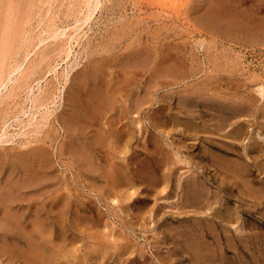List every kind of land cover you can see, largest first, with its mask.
Returning <instances> with one entry per match:
<instances>
[{
    "label": "rangeland",
    "instance_id": "obj_1",
    "mask_svg": "<svg viewBox=\"0 0 264 264\" xmlns=\"http://www.w3.org/2000/svg\"><path fill=\"white\" fill-rule=\"evenodd\" d=\"M20 1L22 2V0H20ZM26 1H28V0H24L23 3H21L20 6H18V7L21 10H23V8H24L23 12L25 13V15H27V13H28V14H31L30 16H33L34 12H36L35 11V7H36L35 4L36 3H33L32 2L33 0L32 1L30 0L31 3H30V1H28V2H26ZM73 1L74 0H70V3H73V4L76 3L77 4V0L74 1L75 3ZM137 1H139V0H115L114 4H116V3L121 4L122 3L121 5L119 4L120 6H117L118 4L115 6L117 11H115L112 14H109L108 16L104 15V17H102L101 19H98V22L96 24H92V25L89 24V25H85L83 27L81 34L84 35V37L81 38V43H78L75 45L76 50H74L75 52L72 54L73 57H72V55H70L68 58H66L65 53H60V54L55 55V53L57 51L51 52L49 55L50 60H51L50 63L46 64L43 61L41 63V65L38 66L39 70H36V68L34 69V71H36V72H34V74L29 78V82H30V84L32 83V86H33V92H34L33 95L34 96L44 95V94L49 92L50 88H53V91L47 100H29V101L23 100L26 96L27 90H23L21 88V89H19V90H21L20 92H18L19 90L15 91L17 83H22L24 81V79H22V75L24 74L27 67L32 63L31 61L40 54V48H44V47H40L38 45L37 47L34 48L33 52L28 53L29 51H31L33 49V47H32V45H30L32 47V48H30V46H28V43H26V41L24 42V40L27 37H30L28 34H30V35L32 34L31 36H36L38 34L36 37H38V36L40 37V34H41L40 31H41L42 25H44V22H46L47 20L52 18L53 15L55 16L53 11H51V10L47 11V8L49 6L47 1L43 2V7H44L43 12L41 13V11H40V15L37 14V15H35V17L33 16L34 20H32L33 17L31 18L28 15L27 18L28 19L30 18V20H32V22L24 23V26L27 28V30L28 29L30 30V28H31V30H33L34 32L33 33L29 32V33L25 34L26 38L24 37L22 39V42H21V44H23V46L21 45L22 46L21 51L23 53L22 52L19 53L20 51L18 50L19 54L16 58V62L18 61V59L20 61V59L25 58V56L27 54H28V56H27L26 60H24L23 63L19 62V64L22 63V66L18 70V72H16V76L18 79H16L14 82H10L6 88H2V90H1L2 95L0 97L1 98L0 99V115L6 116L7 120H9V122H10V125L7 128L8 134L6 136H8V137H5V139H7L9 141H4L6 144L4 142H2L0 144V146L2 145L3 149L5 151H8V152H10V150H11V152H13V151L16 152L18 149H20V150L22 149L23 152H26V151L30 152V151H32V149L35 150L36 146H39V147H40V145L46 146L47 153L51 150L50 151L51 158H49V159L53 163L46 157V155L48 156V154L46 152H45L46 155H44L45 153H43V155L47 158V161H45L46 159H44L43 161H45V162L42 161L41 162L42 165L40 162L35 161L34 159L32 160L33 162L32 161L31 162L34 163V165H36V162H37V165H38V166L36 165L37 167L34 166L30 162L34 166V167H32V165L29 164L32 168L36 167L35 168L36 172H37V170H39L36 174L41 175V176H42V173L44 172V170H42V169H45V171H46V169L48 167L50 168V170L47 169L48 172L46 171L45 173H43L44 175L46 174V176L43 175L44 177H41V176L34 175V174L32 175L31 174L32 169L29 167L27 170H24L23 167L19 169V167H21L20 163H18L17 161H14L13 159H10V157H6L7 159H3L4 162L6 160H9L8 162L7 161L6 162L8 163V165L11 168H13V166L15 165V168H13L14 169L13 172L11 171L13 173V176H16L17 173L21 175V176L18 175V178L20 177L19 179L17 178V176H16V178L14 177V180L18 179L17 181H19L20 179H22L20 181V183H22L24 180V177L28 176L27 177L28 181L26 179H25L26 181L24 180L25 185H26V183L27 184L30 183L32 186L30 184H28L30 186L26 185V187L23 184L21 186V184L19 182H17L16 180L14 181L13 177H12V173L8 169L10 167L7 165L6 162H5V166L4 165H3V167H2V165L0 166V167H2V168H0V180H1L0 184L6 185V186L0 185V191H1L0 197L3 196V194L5 195L6 193H8L9 197L13 196L12 198H9L8 200L4 199L5 201L1 200V199H3L2 197L0 198V204H1L0 205V213H1L0 214V222H2L1 220L4 219V213H3L4 206L7 207V205H8L9 206L8 209L11 212L13 210V212L17 214L18 212H15V211H20L17 214V216L20 215L21 217L19 216V217H17V219L21 220V221L24 220V222H26L27 230H29V229L34 230V229H37L39 227L38 226L39 224L37 225L38 227L35 225L36 222H34L33 219L34 220L37 219L36 220L37 223L42 222L43 224L42 223L41 224L44 225L45 228L47 227V225H50V227H51L50 229H49V226L46 228L47 230L49 229L48 231L45 228H44V230H42V232L43 231L45 232L44 235H43L44 232L42 233L40 229H39L40 230L39 232H38V230H36V232H38L40 234V235L38 234V237L42 235V236H45L44 238L46 241H49L50 243H52V241L56 242V244L55 243H52V244L53 245L55 244L57 246L53 247V245L51 244L52 245L51 246L49 242L45 246L44 244H46V243H45V240H42V239H44L42 236H41L42 238L40 237L39 240L37 241V242L40 241L39 244L44 245L46 247V249L45 248L44 249L46 250L47 254H50V252H53V254L51 253L52 256H50V257H52V259L49 258L50 264H196V263L197 264H205V262H206V264H209V263L212 264L211 263L212 261L208 262V260H206L205 258L201 259L203 253H201V252L199 253L197 251L198 249L196 247H195L196 249L195 248L192 249L188 246V243L185 240L187 239L186 236H187L188 232H190V231L199 232V235H200L199 237L201 239H203L206 242L208 240H209L208 242H211V243H209L210 247L211 248L214 247L213 248L214 252L215 253L217 252L216 254L214 253L216 255L217 263L220 261L222 262L223 259L221 260V258L224 257L225 260L227 259L229 261V264H264V200H262L264 198V196L262 198L260 196V191L257 190V189H259L258 187H260L261 184H258V182H255L254 183L255 185L253 184L255 186L254 187V186H252V184L251 185L247 184V183H250L248 181V179H246V181H241V182L235 183L236 180H234L235 181L234 182L232 178L227 177L228 179L226 178V180H227V182H229L228 184L234 189L233 191H236L237 189H238L237 191H240V193L238 192L240 194V197L238 198V196H235L236 195V194H234L235 192L234 193H233V191L229 192L228 189H226V191H224L225 189L221 190L218 187L219 185L217 184V180L215 178L217 177V175H220V174L223 177H225V176H224V173L217 166H215L216 165L215 163L210 162L209 165L207 163V166L209 167V170L212 169L211 174H213V176L215 175L214 173H216V171L218 169L220 171L219 172L217 171V174L214 176L215 180L210 179L209 181H207V185L209 184V186H207V187L210 188V190H209L210 199L209 200L207 199V202H210V204H214V206L216 207L217 205L215 203H212V200H214L213 202H216L217 196H219L218 194L221 193L220 196L222 195L224 201L228 204V206H230L231 212H234V210L236 209L235 212L234 213L230 212L231 216L229 215L228 218H221L219 215H217V212L213 213V210H216L215 207L213 209L212 208L213 206L211 207V205H210L212 210H210L209 207L205 208V210H204V208H198L197 204H195V203H191V206H190V202L188 201V198H186L187 197L186 194H188V193H185L184 189H186V187L188 186V183L190 182V179L192 177V172L193 173L194 172L199 173V171H200L199 168H197L195 166V164L199 165L198 161H199V158H201V153H199V152L203 151L205 148H208V147H210L209 150H211V151H214V150H215L214 152L220 151V149L217 147V145H220L219 143L214 142L216 144L215 146H212V145L210 146L208 144L207 138H208L209 134L211 136L217 138L218 140L221 139V140L229 141L230 138L227 140L228 137L224 136L226 138V139H224V137L221 135L222 134L221 132H219V134H217V133L215 134V132L212 130V128H209V127L208 128L203 127L201 129V131L199 129L198 130L199 132L196 131V135H193V134H195V132H193V134H192V132L189 131V132H187L188 135L184 138V136L180 137L181 133H182L180 131V130H182L180 127L175 128V129H177V130H175V129H173V127L170 128L171 125H167V126L163 125L164 124L163 119H165L164 115L166 114V111H167L166 105H168V102H169V105L172 106V109L173 108H175V109L179 108V107H177V108L175 107V103H176V105H178L177 104L178 100L175 99V98H177V96L173 100L166 101V99L164 98V95L166 93H168L169 91L181 92L183 90V88L185 86H187L186 83H190L193 80L196 81V77L192 78V79L191 78H187V79L183 78V75L185 76V73H187L186 71H189V67H190L189 66V64H190L189 60H187V62L185 60L188 58V56H191V54H192L193 58L197 60V61L195 60L196 63L193 64L194 65L193 67L195 68V67H197L195 65H198L197 63H199L201 60L205 59V55H204L205 52L204 51H205V48H207L208 46L205 44V48H204V46H202L200 48L201 50H199L198 48L195 47V46L198 47L199 44L201 43V41L204 40V38L206 39V35H204V31L201 30L199 27L200 23L197 21L196 25H198V27H196V25H195V28H193L194 25H193V27H191L189 25L190 26V28H189V26L187 25L184 18H182V21H180L179 19L177 20L178 22H176V27H178V29L188 27L190 30L191 28H193V30L192 29L190 30L191 31L190 32V36H191L190 38L188 37L189 35L188 36L184 35V36H179V37L176 36V38L174 37V40H173L172 37L167 39L163 36L160 38V36H159L158 39L150 40V36H152V32L154 33V31H155L154 28L158 29V26H161L162 23H164L163 20L165 22H166V20L170 21L171 20L170 17L172 16L171 14H173L174 11H177L178 9H179V11H182V9L184 7L188 8L191 5L190 3H192V5H191L192 7L196 8V9H194V11L196 10L195 13H197L198 17H200L201 14L204 13L203 11H205L207 6L212 4V6H214V7L216 6L217 8H219L221 13L222 12H225L226 14L228 12L232 13L233 18L230 19L232 21H237L238 18L237 17L235 18V15L238 16L239 18L240 17L242 18L243 16L245 17V14H246V16H248L250 13L249 16L252 17V15H253L252 18L251 17H245V18L243 17V19L246 22H248L247 20H249V18L251 20L253 18L255 20L257 19L258 21H260L259 26H261L262 25L261 23H264L263 22L264 21V15H263L264 14V0H215V1H217L216 3H214V0L213 1L211 0V2H210V0H201V1L198 0L197 2H196V0H190L191 2L189 0H158V1L153 0L156 5L151 4V5H147L146 7H142V9H143V10L141 9L142 12L141 11L139 12L137 10L133 11V7L136 6L135 3ZM192 1H194V2H192ZM123 2H124V4L126 3V5H124ZM130 2L133 4H131ZM32 3L34 4L33 6L31 5ZM55 3H56V0H55ZM64 3H65V1H64ZM70 3H68V6H66V8L70 7L69 6ZM201 3H202V5H201ZM204 3L205 4L208 3L209 5L207 4L204 6ZM254 3L257 4L258 6L255 5ZM76 4L74 5V7L77 6ZM108 4H109V2H108ZM145 4H150V3H147L145 1ZM195 4L201 5V6L197 7V5H195ZM216 4H218L219 7ZM122 5H124L123 8H122ZM125 6H127V7H125ZM223 8H224V10H223ZM233 8H235L236 11ZM239 8H241L242 10ZM253 8H255L254 9L255 11L253 10ZM256 8H257V10H256ZM64 9L65 8H61L60 10H64ZM69 9H72V8L70 7ZM200 10L202 11L201 14H199ZM242 11H245L246 13L244 12V14H243ZM150 12H152L153 14L155 13V15H153L152 13H151L152 14L151 15ZM256 12H258V13H256ZM132 15L135 17H131ZM158 15H159V17H158ZM228 15H226V17L230 18L231 14L228 13ZM145 16L148 19L150 18V20H147V22L143 21L144 22L143 23V22H141V20L143 18H145ZM259 16H261V17H259ZM2 17L3 16H1L0 20H2ZM41 18H43V20L39 23ZM137 18L138 19L141 18V20H138ZM243 19H240V20L238 19V20H239V22H242L241 20H243ZM71 20L72 19L68 20L70 23H68V21L66 22V26H67L66 32H70L74 29L73 24H71V23H73V21H71ZM261 20H262V22H261ZM137 21H139L140 23L139 22L136 23ZM0 22H2V21H0ZM134 22H135V24H134ZM32 23H34V24L31 25ZM169 23H172V20ZM136 24H137L139 30L137 29ZM190 24H192V23L190 22ZM112 25L115 27L114 30H119V33H121L122 36L119 37L118 31H117L118 34L115 33L113 36V32H116V31L113 30ZM263 26H264V24H263ZM130 27H132L134 30L132 28H131L132 30L129 29ZM223 27H225V26H223ZM121 28H124V29H122L123 31L121 30ZM127 28L129 30H131V33L128 32ZM194 29L196 30V32ZM198 29H200V30L198 31ZM215 31H216L215 29L212 30V34L214 33L215 36L214 37L211 36V39L205 41V43H207L209 41V42H211V44L213 43V45L215 44L217 46H219V45L223 46V44L225 46L227 44V46L231 45L230 46L231 48L233 45L235 46V44H236V46H235L236 52L235 53L238 52L237 54H239V56L245 58V59L244 58L242 59L243 71H246L244 76L238 75V73H240V72H238L237 75L239 76L240 79L238 77H236L237 76L236 75L235 77L237 79L235 77H234V79H236V80L230 79V81H228L227 87L228 88L229 87L234 88L235 85H233V84H236V86H237L239 83V80H241L242 88H244V86L247 87V88L246 87L244 88V91H245V89H247V91H255L254 93H256V90H257L256 86L257 85L251 84L252 81L249 80L250 76L248 74V71L251 69L253 70L256 67L259 70L257 73H259L262 71L261 69L264 68V64H263L264 59L262 60V58H264V52H263L264 46H262L263 48L260 47V45H259V47L258 46H256V47L251 46L247 43V42H249V41H247L249 39L246 38L245 36H243L244 37L243 38L242 35H240L241 38L238 35V37L240 38V41H238V42H236L237 41L236 40L233 42L231 41V43H230L229 40L228 41L224 40V43H223L222 39H220V38H218V36H216V34L218 35V33ZM39 32H40V34H39ZM126 33H127V36H124ZM45 34L48 35L49 33L44 32V34H42V37H46L47 35H45ZM116 36H118V37H116ZM212 37H213V39H212ZM216 37H217V39H216ZM183 39H185V40H183ZM218 39H219L220 43H219ZM100 40L102 42L99 45V47L97 46V48H96L98 52L92 53L94 48L90 49L89 47L93 46L95 43H99ZM112 40L114 41V43H113L114 50L111 49V51L112 50L113 51L112 52L110 51V53H109V50L105 49L106 48L105 45H109L108 44L109 42L112 43L113 42ZM192 40H194L193 41L194 43L192 42ZM196 40H197V42H196ZM199 40H200V42H199ZM47 41H48V43L53 42L50 45L51 47H49L51 49L52 45L55 44L54 39H48ZM55 41L57 42L58 39ZM181 41L182 42L188 41V45L189 44L190 45L189 46L186 45V47L184 45V47H183L181 44L182 43ZM129 43L131 44V47H130ZM239 43H241V44H239ZM156 44H157V48H156L157 50L155 51V45ZM128 45H129V47H128ZM175 45H176V47H175ZM163 46H165V47L169 46V47L167 49ZM217 46H215V47H217ZM221 46L218 48H221ZM224 46L221 48V51H218L219 53L225 54L228 52L227 49L229 47L228 48L225 47V49L227 51L224 49L226 52H222ZM138 48L142 49V51ZM145 48H146V50H145ZM151 48H152V50H154V52H152ZM174 48H177V49L175 50ZM178 48H179V50H178ZM194 48H196V49H194ZM202 48L204 49L203 52H202ZM132 49H134V50L136 49L139 52H137L136 50L133 51ZM165 49H167V50H165ZM173 49L175 52L173 51ZM162 50L163 51L165 50L164 53L161 52ZM180 50L183 52L185 51V52L181 53ZM140 51L142 53H144V55ZM157 51H158V53H157ZM119 52L123 55V57H121L122 59H119L121 56L119 54ZM128 52H130V53L133 52V54H129ZM255 52H257V53H255ZM89 53H90V56H89ZM108 53L112 54V55H109ZM151 53H152V55H151ZM162 53L165 55H163ZM169 53L172 55H169ZM178 53H180L181 55ZM196 53H197V55H193ZM198 53H200L201 55L200 54L198 55ZM215 53H216V51H215ZM117 54H119V55L117 56ZM128 54L130 57H128ZM158 54L161 56L160 58L157 57V56H159ZM174 54H177V55L175 56ZM244 54H246V55H244ZM124 55H126L125 58H124ZM133 55L135 56V59H134ZM252 55H253V57H251ZM107 56L112 57L113 61H111L110 57L107 58ZM136 56H138L137 60H136ZM168 56H169V58L171 57L170 58L171 60L169 58H167ZM115 57L118 59V61L116 60ZM180 57H181V59H180ZM99 58H101L100 60H102V61H100L101 62L100 65L102 66V64L103 65L105 64V66H102V69H98V71L101 70V71L97 72V74L99 73L98 74L99 80H96V81L93 80L92 81V79H91V81L88 80L89 82H87V83L89 84L90 82L91 83L93 82L92 84L94 87H96L98 85L97 86L98 90L101 88V90H99V91H101L100 96H103V95L105 96L106 94H108V95L110 94L109 95L110 100H108V101L105 100L106 103L103 105L101 104V106L98 105L99 106V107L97 106L98 108H93L96 106H94V105L92 106L91 104L89 106L88 103L86 102L89 100H85V102L87 104L86 105L84 102H81V98H78L80 100L79 104H77V101H76L78 99L76 98L74 100V97L72 98L73 100H71L72 103L71 102L68 103L70 100L69 101L64 100L63 95H64V91L66 90V87H68V82L65 83L62 81V79H60L59 82H58V80L56 81L55 75H58V74L61 75L67 66H71V64L73 62H76L77 66H75L73 68V70L71 69L72 70L70 73V75H71L75 69H78L81 66L82 67H88L89 64L93 63V60H96ZM105 58H106V61L109 59L107 61V63H103L105 61ZM126 58H128V59H126ZM131 58H133V59H131ZM173 58L175 60H173ZM177 58H179V59H177ZM259 58H261V59H259ZM114 59L116 61H114ZM123 59L126 60L128 62V64L125 62H124L125 65L121 64L124 61ZM130 59L134 60V62L133 61L132 62L134 64L135 63L136 64L134 65L131 62L132 64H130V66H129V60ZM135 60H136V62H135ZM172 60H173V62L174 61H176V62H174V64H173V62H170ZM198 60H199V62H198ZM140 61L144 62V63H141ZM16 62H14V60H13L12 64L13 63L16 64ZM145 62L147 64H149V66H146L147 64ZM163 62H165V63L168 62V64L171 63L172 67H174V65H175V67L177 66L175 68L177 71H175V72L184 71V73H181V74L178 73V75H181L180 78L178 76L176 78H171V77L159 78L158 80H154L152 77V79H151L150 78V75H151L150 69L152 68L151 65L154 66L153 68H155L156 65L158 64L157 68L164 70L165 68H167L166 67L167 63L166 64L164 63L165 64L164 65ZM260 62H262V63L260 64ZM108 63H109V66H108ZM98 64H99V62H98ZM106 64H107V66H106ZM139 64H141V65H139ZM142 64H143L144 68L141 67ZM184 64H187V65H185L186 67L184 66ZM55 65H56V67H55L56 69L51 71V72H48V69L53 68ZM181 65H182V67H181ZM250 65H252V66H250ZM92 66L94 67V64ZM161 66H163V68ZM204 66H205V64L203 65V67ZM145 68H147V69H145ZM228 68H229V66H228ZM27 70H29V69H27ZM92 70H94V69L92 68ZM175 75H177V74H175ZM246 75H247V77H246ZM60 78H62V77H60ZM248 81L250 82V84ZM50 82L52 83V85L49 84ZM71 82H72L73 86L71 84V86L68 87L67 89H69L68 91H70V89L71 90L73 89L74 92L70 91L71 93H73L72 96H76V95L79 96V92H80V95L82 93H85L86 91H87V93H89V92L93 93V92H91V90L93 91L94 88H92V89L90 88L93 86L88 85V87H89V89H88V88H86V86H87L86 85V86H84L85 88L82 87L81 89H79L78 87H76L77 85H76V83H74V79H72ZM75 82H77L76 79H75ZM11 83H12V85H11ZM94 83H95V85H94ZM14 84L16 86H13ZM248 87H249V89H248ZM13 88H14V90H13ZM253 88H254V90H253ZM10 90H13V91H10ZM98 90L96 89L95 94H99V93H97ZM145 90L149 91V93H150L149 95L152 96V97L148 96L149 100H146L147 98L143 99V97H141L142 95L140 93L145 92ZM16 92L19 95H17ZM77 92H78V94H77ZM139 94H140L141 99L138 96ZM3 95L5 97H3ZM82 97H84V94ZM79 100H78V102H79ZM82 101H84V100H82ZM172 102L174 105L172 104ZM195 102H197V103H195ZM195 102H194V104L196 106L193 105L194 107L192 109L197 107L196 109H198V112L199 111L202 112V113H200V115L199 114L198 115L204 116V114L207 113V111H205V110L206 109L208 110L209 106H205V104H204L205 101H203V100H202V102L200 100L195 101ZM75 103L79 106H80V104H82V107L80 106L81 108H79V107L78 108H79V110L82 109L83 112L81 111V114L84 115V120L81 117H80V119L83 123L85 122L84 124H86V125L81 126V125H83V123L79 124L80 128L78 130H80L81 132H78V130H76L74 133H72V135L69 134L71 136L70 137L68 135L67 129L62 128L63 123H64V118H65V116H63V115H65L63 111H65L64 109H66L67 110L66 113L68 114V111H70V109L72 107L74 108L77 106V105H74ZM83 103L86 105V106L84 105L86 108L83 106ZM198 103H200V104H198ZM91 106H92V108H91ZM200 106L201 107L203 106L202 108L204 110L202 108H200ZM21 109H22V111H21ZM93 109H95V110H93ZM175 109L168 110V112L177 113ZM27 110H29V111L26 114H24V112ZM19 112H20L19 117L14 119V115L18 114ZM56 117L62 118V120H59ZM60 122H62V123L60 124ZM111 125H112V127H111ZM76 127H78V126L76 125ZM81 127H83V128L85 127V128L83 129ZM204 128H205V130H204ZM207 129H208V131H207ZM202 130L205 131L208 136L206 135L204 137L205 132H203ZM171 131H173L172 134H170ZM176 131H177V134H176ZM190 132H191V135H190L191 137H189ZM63 133L65 134V136ZM46 134H48V136ZM80 134H82V135H80ZM73 135H74V137L75 136L77 137V135H78V137L72 138ZM192 135H193V137L194 136H197V137L193 138ZM218 135L222 136L223 138L217 137ZM45 136H47L49 139ZM67 136H69V137L67 138ZM89 136H91V137L93 136V137L98 138L99 144H96L98 146H96L94 143H91L92 145H95V147H94L90 143H88L89 142L88 140H90L92 142V138H93V137L90 138ZM244 137H246V136H241L240 139L238 140L239 142L237 141L236 144H237L238 148H242L243 144L246 143L245 141L247 139H245ZM64 138L68 139L69 142H67L68 140H66ZM180 138L183 142L181 140H179ZM242 138H243V140L244 139L245 140L242 141ZM63 139L66 141H64ZM70 139L71 140L75 139L76 143L74 141H72V142H74V144L72 142L70 143ZM78 139L81 141H79ZM184 139H185V142H184ZM62 140L64 142H67L68 144L70 143V145H69V148L71 147L70 149L66 146L67 144L65 145V147L69 150V152L65 147H63V144H65V143L62 142ZM240 140L243 143H241ZM78 142H79V144H80V142L82 144H86L85 147L88 146L86 149L89 148L90 152H88V150L83 148L84 151L86 150L87 154L94 151L92 154H94L95 156L91 155L93 157H96V159H94V158L92 159V161L95 163L94 167H96V165H97L96 164L97 160H98V163L102 164V165L98 164V166H97L98 168H100V170L102 168V170L109 171L111 169H114V168H110L109 166H112V167L115 166L116 167V170L119 172V179L117 181L115 188L111 189L106 178L104 177V179L106 180L105 181V180H103V177H101V176H104V175H102L104 173V171H101V172H103V173H101L98 170L99 172L93 173L92 170H90L89 167L87 166L88 164L87 165L81 164L82 166L80 164H77V162H76L77 156H76V154L72 155L71 152L73 151L72 147L77 146ZM175 142H176V144H175ZM178 142H179V144H177ZM172 143H174L175 146H173L174 144H172ZM239 143H241V144H239ZM61 144H62V146H61ZM79 144H78V146H79ZM82 144H80L81 145L80 149H82V146H83ZM188 144H189V146H187ZM9 145H11V146L9 147ZM167 146H168V148H167ZM178 146L179 147L181 146L180 151L182 150L183 152L182 151H181V153L176 152L178 149L176 147H178ZM11 147H13L14 149ZM31 147H32V149H31ZM203 147H204V149H203ZM29 148H30V150H29ZM43 148H45V147H43ZM64 149L67 151V152H64L65 157H64V154L62 153V155H61V152H60V151H64ZM20 150H18V151H20ZM77 151H78V149H77ZM167 151H169V153ZM59 152H60V154H59ZM175 153H177V154H175ZM72 156H74V157H72ZM75 157H76V160H75ZM103 158H105V159H103ZM0 162H2L1 159H0ZM4 162L2 164H4ZM103 163L105 164V166ZM106 163H107V165H106ZM43 164H44V166H43ZM154 164H155V166H154ZM148 165H149V167L151 166V168H155V169L157 168L156 169L157 172L155 174L157 178H155V180L152 179L156 183L151 180L150 174H147L149 172H145L148 170L145 169V171H144V169H143V168H146ZM6 166H8V167L6 168ZM41 166H43V168ZM46 166H47V168H44ZM83 166H87V170L89 171L90 174L87 173V170H85L86 167L83 168ZM103 166L105 167V169L103 168ZM212 166H214L215 168ZM39 168H42V169H39ZM141 168L143 169L144 172L142 171ZM173 168H174V170H173ZM170 169L173 171H170ZM6 170H9V171H6ZM23 170H24V172H23ZM16 171H19V172L15 173L16 174L15 175L14 172H16ZM8 172H9V176L5 175ZM168 172L171 173L172 175H170ZM220 172H222V173H220ZM10 173H11V176H10ZM33 173H34V170H33ZM1 174L5 175L4 179H2ZM22 174H24V175H22ZM48 174L50 175V177H48ZM99 174H101V175H99ZM167 174H169V175L167 176ZM190 174H191V176H189ZM263 175L264 174H260V176H263ZM32 176H34V177H32ZM37 176L39 178H42L43 180L42 179H40V180L43 182H40V180ZM52 176H54V177H52ZM9 177H11V179ZM29 177H30V179H29ZM31 177L32 178L36 177L37 180L36 179H33V180L39 181L40 185H42V186L35 184L37 182L34 183L33 180H31ZM169 177H171V178H169ZM46 178H48L49 180H44ZM187 180H189V181H187ZM230 180H231V183H230ZM185 181H187V182H185ZM232 182H234L237 185L239 184L238 185L239 188L237 186H235V184H232ZM151 183H152V185H151ZM18 184L20 185L19 187H21L23 189L18 187L20 189L18 191V188H17ZM34 184L37 185L38 187H36ZM47 185H48V187H47ZM247 185H248V187H247ZM39 187H43L46 191L43 190L42 188H39ZM13 188L16 189L15 192L11 191ZM47 188H48V190H47ZM240 188L241 189L243 188V189L241 190ZM4 189H5V191H4ZM36 189H38L39 191L35 192ZM247 189L249 191H247ZM6 190H8V191L10 190V191L8 192ZM2 191H4L3 194H2ZM241 191H242V193H241ZM250 191L254 192L256 194L251 193ZM11 192L14 195L10 194ZM243 193L245 195H243ZM8 195L6 194L5 196L7 197ZM17 195H18V197H17ZM232 195H234L235 198ZM215 196H216V198L214 199ZM6 197H4V198H6ZM185 198H186V200H185ZM229 198H231L230 201H229ZM10 199L11 200L16 199V200L11 201ZM63 199H65V200L63 201ZM260 200L263 202L262 204H261ZM9 201L11 204L9 203ZM187 201H188V203H187ZM62 202H64L63 205H62ZM5 203H8V204H5ZM185 204H186V206H185ZM204 204H206V203H204ZM234 205L236 207H234ZM21 206L23 207L24 210L22 209ZM11 207L12 208L15 207L16 209L20 208V209L16 210L14 208L15 209L14 210ZM24 207H26V208H24ZM195 207H197L196 209H200V210L199 211L196 210ZM203 207H204V205H203ZM252 208L255 210L251 211ZM207 209L210 210V212ZM201 210L203 213H201ZM24 211H25V213H23ZM204 211H208V212L204 213ZM2 213H3V215H2ZM26 213H27V215H26ZM199 213H201V214H199ZM23 214H25L26 216H24ZM209 214H211V215L209 216ZM237 216H239V218H237ZM27 217H29V219L31 218V220L34 223L31 222V220H29ZM217 218H220L221 220L217 219ZM229 218H230V220H229ZM17 219H14V220L16 221ZM26 219L29 220V221L27 220L28 223H30L31 225L34 224L33 227L35 226L37 228H35V227L33 228L31 225H28L27 221H25ZM201 219H202V221H201ZM203 219H204V221H203ZM222 219H223V221H222ZM236 219H238V220H236ZM14 220H11L9 222V227L7 226V228H10L9 231L14 232L12 230H15V231L20 232L19 228H21L22 225H23V229L25 228L26 225L24 224L23 221L22 222L19 221L20 223H17L18 220L16 222ZM38 220H41V221H38ZM44 220H47L46 222H48V223L51 222V223L46 224V222ZM5 222L6 221L2 222V224L0 223V241L2 240V237L4 234V239L0 242V264H21L20 261L22 259H20V261L18 262V259L21 258V257H19L18 252H19V249H22L24 247L23 246L24 244L22 243V245L21 244L19 245L16 242L14 243V240H12V241L9 240V239H11V237H13L12 236L13 234L11 235L10 234L11 232L5 234L8 231L6 229V226H4ZM10 223L12 225H13V223H14V225L15 224L21 225L22 223L23 224L21 225V227L17 226V229H18L17 230L15 228L16 226L15 227H14V225L11 226ZM197 223H199L198 226H196ZM202 224L203 225L205 224V226L206 225L207 226L205 227ZM233 224H235V225H233ZM201 225H202V227H201ZM29 226H30V228L28 229ZM199 226L201 227V229ZM240 226H241V228H240ZM12 227H14L15 229ZM212 227H215L216 229L218 228L217 231L215 228H212ZM222 227H224V228H222ZM238 227H239L240 232L238 230L235 231L236 228H238ZM5 229H6V231H5ZM185 229L187 231V234H186ZM214 229H215V231H214ZM180 230L183 233L180 232ZM210 230H211V233H210ZM224 230H226V231H224ZM184 231H185V233H184ZM18 232L14 233V234H18ZM222 232H223V234H222ZM227 232H229V233H227ZM178 234H181V235H178ZM48 235L49 236L52 235V237L51 236L50 237L53 239H51V238L49 239ZM7 236H8V238H7ZM228 236L231 237V239L228 238ZM204 237H206V238H204ZM47 238H48V240H47ZM180 238L182 240H180ZM200 238H198V240L201 241ZM6 239L9 240L8 241L9 248L11 247L10 243L12 244L13 247H11V248L13 250L11 248H10L11 250L8 249L6 244L4 245V243L7 242ZM183 239H185V240H183ZM216 239L217 240L219 239L218 242ZM41 240L44 243H42ZM203 240L201 242H203ZM197 243L199 244L200 242H197ZM14 245H16V247H14ZM48 245L51 248L53 247V251L49 252V250L51 248ZM212 245H213V247H212ZM58 246H59V248H58ZM119 246H123V247L120 248ZM58 249H60V251ZM47 250H48V252H47ZM218 250H220L219 253H218ZM12 251L13 252L16 251V253L15 252L13 253ZM54 251H56L55 252L56 255L54 254ZM58 251H59V253L61 252L59 255H57ZM220 252H221V255H219ZM11 253H13V254H11ZM2 254H5V255L3 256ZM16 254L18 255V258H17ZM12 255L14 256V258ZM53 256H55L54 258H57V259H55L56 260L55 263H53L54 262ZM56 256H58V257H56ZM190 256L193 258L191 259ZM217 256H220V258L219 257L217 258ZM195 258H197V260ZM52 260H53V262L51 263ZM189 260L190 261L194 260V261L190 262ZM197 261H199V262H197ZM203 261H205V262H203ZM22 263L25 264L24 262H22Z\"/></svg>",
    "mask_w": 264,
    "mask_h": 264
},
{
    "label": "bare ground",
    "instance_id": "obj_2",
    "mask_svg": "<svg viewBox=\"0 0 264 264\" xmlns=\"http://www.w3.org/2000/svg\"><path fill=\"white\" fill-rule=\"evenodd\" d=\"M23 1L24 0H22V2L20 1V0H0V15L1 16H3L2 17V20H0V21H2V22H0V97H1V95H2V93H1V90H2V88H6L7 87V85L10 83V82H14L16 79H18L17 78V76H16V72H18V70L21 68V66H22V63L24 62V60H26V58H27V56H28V54L25 56V58H22V59H20V61H19V59H18V61L16 62V58H17V56H18V54L19 53H21L22 51H21V48H22V46H23V44H21V42H22V39L25 37L26 38V36H25V34L26 33H29V32H31V33H33L34 31L33 30H31V28H30V30L28 29L27 30V28L24 26V23H28V22H32V20H34V17H35V15H40V11H41V13L43 12V10H44V7H43V2H48V4H49V6H48V8H47V11H49V10H51V11H53V13L55 14V16L53 15V17L52 18H50L49 20H47L46 22H44V25H42V28H41V34H40V32H39V34H40V37L38 38V37H36V36H31L30 34H28L30 37H27L25 40H24V42L26 41V43H28V46H30V45H32V47H33V49L31 50V51H29L28 53H30V52H33V50H34V48L35 47H37L38 45L40 46V47H44V48H40V54L37 56V57H35L31 62V64L27 67V69H29V70H25V72H24V74L22 75V79H24V81L22 82V83H17V86L14 84L13 86H16V89H15V91L17 90H19V89H23V90H27V93H26V96H25V98L23 99V100H47L48 98H49V96L51 95V93H52V91H53V88H50L49 89V92L48 93H46V94H44V95H41V96H38V95H36V96H34L33 94H34V92H33V86H32V83L30 84V82H29V78L34 74V72H36V71H34V69L36 68V70H39V68H38V66H40L41 65V63L44 61L46 64H49L50 63V57H49V55H50V53L51 52H55V51H57L56 53H55V55L56 54H60V53H65V57L66 58H68L70 55H72L75 51L74 50H76L75 49V45L76 44H78V43H81V38L82 37H84V35H82L81 34V32H82V29H83V27L85 26V25H92V24H96L97 22H98V19H101L102 17H104V15L105 16H108L109 14H112V13H114L115 11H117V9L115 8V6L118 4V3H116V4H114L115 3V0H77V4L74 2V1H76V0H74L73 2L77 5L76 7H74V5L75 4H73V3H70V0H56V3H55V0H31L33 3H36L35 4V11L36 12H34V17L33 16H30L31 14H28L27 13V15H25V13L23 12V10H24V8H23V10H21V9H19V7L18 6H20V4L21 3H23ZM28 1H30V0H28ZM28 1H26V2H28ZM31 1H30V3H31ZM64 1H65V3H64ZM67 1V2H66ZM145 1L147 2V3H150V4H145ZM154 1H156V0H154ZM153 0H139V1H137L136 3H135V7H133V11L134 10H137V11H141V9H142V7H146L147 5H151V4H155V2H154ZM158 1V0H157ZM190 1V0H189ZM188 1V2H189ZM198 0H196V2H197ZM199 1H201V0H199ZM213 1V0H212ZM72 2V1H71ZM108 2H109V4H108ZM191 2V1H190ZM192 2H194V1H192ZM210 2H211V0H210ZM209 2V3H210ZM217 1H215L214 0V3H216ZM219 2V1H218ZM31 4L32 6L34 5V4ZM68 3H70V7L72 8V9H69L70 7H68V8H66V6H68ZM131 3V2H130ZM224 3V2H223ZM120 4V3H119ZM117 5V6H120V5ZM123 4H124V2H123ZM131 4H133V3H131ZM191 5H192V3H190ZM208 4V3H207ZM207 4H205L204 3V6L205 5H207ZM220 4V3H219ZM255 4V3H254ZM104 5V6H103ZM124 5H126V3L124 4ZM124 5H122V8H123V6ZM156 5V4H155ZM186 5V4H185ZM189 6L188 8L187 7H184L183 9H182V11H179V9L177 10V11H174V13L173 14H171L172 16L170 17V19L172 20V23H169L170 21H168V20H166V22L163 20V22L164 23H162V25L161 26H158V29H156V28H154L155 29V31H154V33L152 32V36H150V40H155V39H158L159 38V36H160V38L163 36V37H165V38H167V39H169L170 37H172L173 38V40H174V37L176 38V36H184V35H189L188 37L190 38L191 36H190V30L192 29L193 30V28H195V25L197 24V21L200 23H198L200 26V29L201 30H203L204 31V35H206V39L204 38V40H202L201 41V43L199 44V46L197 47V46H195L196 48H198L199 50H201L200 48L202 47V46H204V48H205V44L208 46L207 48H205V53H204V55H205V59H203V60H201L200 62H199V60H198V62L199 63H197L198 65H195V66H197V67H193L194 65L193 64H195L196 63V59H194L193 58V56H192V54H191V56H188V58L185 60L186 62H187V60H189V71H186L187 73H185V76L183 75V78H195L196 77V81L195 80H193V81H191L190 83H186L187 84V86H185L184 88H183V90L181 91V92H176V91H169L168 93H164L165 95H164V98L166 99V101H170V100H173L176 96H177V98H175V99H177L178 100V105H176V103H175V107L177 108V107H179V108H177V109H175V108H173V109H175L176 110V112L177 113H170V112H168V110H173L172 109V106H170L169 105V102H168V105H166V109H167V111H166V114L164 115L165 117V119H163L164 120V124L163 125H171V127L170 128H172L173 127V129H175V128H181L182 130H180L182 133H181V136L180 137H182V136H184V138L188 135L187 134V132H189V131H191L192 132V134H193V132H195V134H193V135H196V131H198L199 129H200V131H201V129L203 128V127H206V128H212V130L215 132V134L217 133V134H219V132H221L222 134V136L224 137H228L227 138V140L230 138V140L229 141H226V140H221V139H217V138H215V137H213V136H211L210 134H209V136L206 134V132L205 131H203V132H205L204 134V137L207 135L208 136V138H207V141H208V144L211 146H215L216 144L214 143V142H217V143H219L220 145H217V147L220 149V151L219 152H214V151H211V150H209V148L210 147H208V148H205L204 149V147H203V151H201V152H199V153H201V158H199V161H198V163H199V165H197V164H195V166L197 167V168H199V173L201 174H199L198 172H192V177H191V179H190V182L188 183V186L186 187V189H184L185 190V193H188V194H186V198H188V201L190 202V206H191V203H195V204H197V206H198V208H204V210H205V208H208L209 207V209L210 210H212L211 209V207L214 209V204H210V202H207V199L209 200L210 199V195H209V190H210V188L209 187H207V186H209V184L207 185V181H209L210 179L211 180H217V184L219 185L218 187L221 189V190H224V191H226V189H228V191L229 192H232L234 189L228 184L229 182H227V180H226V178L228 177V178H232L233 179V181L234 180H236V182L235 183H238V182H241V181H246V179H248V181L250 182V183H247V184H252V186H254L255 184V182H258V184H261V186L260 187H258L259 189H257V190H259L260 191V196L263 198V196H264V175L263 176H260V174H264V68L263 69H261L262 71L261 72H259V73H257L259 70L255 67V69H251V70H247L248 71V74H249V76H250V81H252V85L254 84V85H257L256 87H257V90H256V93H254L255 91H247V89H245V91H244V88L246 87V86H244V88H242V83H241V80H239L240 78H239V76L238 75H240V76H244V74H245V72L246 71H243V62H242V59L244 58V57H241V56H239V54H237V53H235L236 51V48H235V46H236V44H235V46L233 45L232 46V48L230 47V46H227V44L224 46V40L225 41H230V43H231V41L233 42V41H236V42H238V41H240V35H242V37L243 36H245L246 38H248L249 40H247V41H249V42H247L249 45H251V46H258L259 47V45H260V47H262V46H264V26H263V24L264 23H261L260 25L261 26H259V23H260V21H258L257 19L255 20L254 18L251 20L250 18H249V20H247L248 22H246L244 19H243V17L241 18H239L238 16H236L235 15V18L237 17L239 20L240 19H243V20H241L242 22H239V20L237 19V21H232V20H230L231 18H233L232 17V13H230V12H228L229 14H231V16H230V18L229 17H226V15H228V13L226 14L225 12H220V10H219V8H217L216 6L214 7V6H212V4L211 5H209V6H207L206 7V9H205V11H203L204 13L203 14H201L202 13V11L200 10L199 11V14H201V16L200 17H198V15H197V13H195L196 12V10L194 11V9H196V8H194V7H192V6ZM195 5H197V4H195ZM201 5H202V3H201ZM201 5H197V7H199V6H201ZM217 6H218V4H216ZM223 5V4H222ZM255 5H257V4H255ZM240 6V5H239ZM258 6V5H257ZM256 6V7H257ZM125 7H127V6H125ZM219 7V6H218ZM222 7V6H221ZM220 7V8H221ZM224 7V6H223ZM61 8H65L64 10H60ZM236 8V7H235ZM235 8H233L234 10H235ZM258 8V7H257ZM257 8H256V10H257ZM146 9V8H145ZM238 9V8H237ZM239 9H241V8H239ZM255 8H253V10H254ZM143 10V9H142ZM148 10V9H147ZM223 10H224V8H223ZM242 10V9H241ZM240 10V11H241ZM248 10V9H247ZM250 10V9H249ZM145 11V10H144ZM236 11V10H235ZM255 11V10H254ZM261 11V10H260ZM142 12V11H141ZM146 12V11H145ZM144 12V13H145ZM244 12L245 11H242V13L244 14ZM250 12V11H249ZM259 12V11H258ZM258 12H256V13H258ZM138 13V12H137ZM147 13V12H146ZM152 12H150V14H151ZM246 13V12H245ZM142 14V13H141ZM153 14V13H152ZM151 14V15H152ZM157 14V13H156ZM239 14V13H238ZM28 15H29V17H33V19L32 20H30V18L28 19L27 17H28ZM42 15V14H41ZM138 15V14H137ZM153 15H155V13L153 14ZM249 15H250V13H249ZM246 16V14H245V17H251V16ZM264 15V14H263ZM262 15V16H263ZM1 16H0V18H1ZM139 16V15H138ZM141 16V15H140ZM229 16V15H228ZM131 17H135V16H131ZM158 17H159V15H158ZM244 17V18H245ZM252 17H253V15H252ZM251 17V18H252ZM259 17H261V16H259ZM258 17V18H259ZM182 18H184V20L186 21V23H187V25L189 26H191V27H193V25H194V27L193 28H191L190 30H189V28H190V26H189V28L188 27H184V28H182V29H178V27H176V22H178L177 20L179 19L180 21H182ZM69 19H72L71 21H73V23H71V24H73V26H74V29L72 30V31H70V32H66V30H67V26H66V22L69 20ZM130 19V18H129ZM138 19V18H137ZM262 19V18H261ZM43 20V18H41V20L39 21V23L41 22ZM132 20V19H131ZM138 20H141V18L140 19H138ZM147 20H150V18L148 19V18H146V16H145V18H143L142 20H141V22H147ZM157 20V19H156ZM235 20V19H234ZM251 20V21H250ZM260 20V19H259ZM128 22V21H127ZM130 22V21H129ZM139 21H137L136 23H138ZM143 22V23H144ZM159 22V21H158ZM190 22L192 23V24H190ZM247 24H246V23ZM261 22H262V20H261ZM264 22V21H263ZM68 23H70L69 21H68ZM140 23V22H139ZM142 23V24H143ZM161 23V22H160ZM34 23H32L31 25H33ZM128 24V23H127ZM133 24V23H132ZM134 24H135V22H134ZM133 24V25H134ZM69 25V24H68ZM130 25V24H129ZM179 25V24H178ZM186 25V26H187ZM136 26H137V24H136ZM223 26H225V27H223ZM123 27V26H122ZM127 27V26H126ZM125 27V28H126ZM160 27V28H159ZM196 27H198V25H196ZM112 28H113V30L115 29V27L112 25ZM132 27H130L129 29H131ZM122 29H124V28H121V30ZM128 29V28H127ZM126 29V30H127ZM128 29V32H130L131 33V30L133 29H131V30H129ZM137 29H138V26H137ZM197 29V28H196ZM200 29H198V31L200 30ZM213 29H215L216 31L215 32H217L218 33V35L216 34V36H218V38H220V39H222V41H223V46H224V48H223V50L225 49V47L226 48H228L227 50H228V52L227 53H223V54H221V53H219L218 51H221V48L223 47V46H221V45H219V46H217V45H215V46H217V47H215L214 45H213V43L211 44V42H207V43H205V41H207V40H210L211 39V36H215L214 35V33L212 34V30ZM134 30V29H133ZM139 30V29H138ZM195 30V29H194ZM114 31H116V32H113V36H114V34L116 33V34H118L119 33V30H114ZM117 31H118V33H117ZM123 31V30H122ZM125 31V30H124ZM136 31V30H135ZM153 31V30H152ZM44 32L45 33H49L48 35L47 34H45V35H47L46 37H42V34H44ZM127 32V31H126ZM156 32V33H155ZM158 32V33H157ZM195 32H196V30H195ZM201 32V31H200ZM193 33V32H192ZM203 33V32H202ZM198 34V33H197ZM201 34V33H200ZM82 35V36H81ZM119 35V37L120 36H122V34L121 33H119L118 34ZM124 35V34H123ZM203 35V34H202ZM238 35H239V37H238ZM124 36H127V33L124 35ZM220 36V37H219ZM116 37H118V36H116ZM213 37H212V39H213ZM122 38V37H121ZM193 38V37H192ZM244 38V37H243ZM37 39V40H36ZM48 39H54V42H55V44L54 45H52V48L50 49L49 47H51L50 45L53 43V42H49L48 43ZM58 39V41L56 42L55 40H57ZM138 39V38H137ZM216 39H217V37H216ZM183 40H185V39H183ZM36 41V42H35ZM113 41V40H112ZM189 41V40H188ZM188 41H186V42H182L181 44H182V46L184 47V45H185V47H186V45H188ZM191 41V40H190ZM194 40H192V42H193ZM214 41V40H213ZM216 41V40H215ZM218 41H219V39H218ZM246 41V40H245ZM244 41V42H245ZM23 42V43H24ZM101 40H100V42L99 43H93L94 45L93 46H91V47H89L90 49L91 48H94V50L92 51V53H96V52H98L97 51V46L99 47V45L101 44ZM196 42H197V40H196ZM199 42H200V40H199ZM198 42V43H199ZM108 43V42H107ZM111 42H109L108 44L109 45H105V49L107 50H109V53H110V51H111V49H113L114 50V46H113V43H114V41L110 44ZM194 43V42H193ZM219 43H220V41H219ZM226 43V42H225ZM246 43V44H247ZM49 44V45H48ZM130 44V43H129ZM177 44V43H176ZM180 44V43H179ZM180 44V45H181ZM238 44V43H237ZM239 44H241V43H239ZM247 44V45H248ZM22 45V46H21ZM190 45V44H189ZM188 45V46H189ZM212 45V46H211ZM245 45V44H244ZM140 46V45H139ZM167 46V45H166ZM178 46V45H177ZM192 46V45H191ZM221 46V48H218V47H220ZM31 46H30V48H32ZM128 47H129V45H128ZM130 47H131V44H130ZM146 47V46H145ZM163 47H165V46H163ZM169 47V46H168ZM168 47H165V48H167L168 49ZM175 47H176V45H175ZM181 47V46H180ZM243 47V46H242ZM141 48V47H140ZM140 48H138V49H140ZM148 48V47H147ZM153 48V47H152ZM152 48H151V50H152ZM157 48V44L155 45V51L157 50L156 49ZM192 48V47H191ZM196 48H194V49H196ZM254 48V47H253ZM263 48V47H262ZM167 49H165V50H167ZM175 50L177 49V48H174ZM174 49H173V51H174ZM184 49V48H183ZM182 49V50H183ZM257 49V48H256ZM259 49V48H258ZM20 52H19V51ZM112 50V51H113ZM131 50V49H130ZM133 51H135L134 49H132ZM141 51H142V49H140ZM145 50H146V48H145ZM164 50V51H165ZM178 50H179V48H178ZM185 50V49H184ZM203 48H202V52H203ZM222 50V52H226L225 50L223 51ZM242 50V49H241ZM249 50V49H248ZM264 50V49H263ZM89 51V50H88ZM111 51V52H112ZM137 52H139L138 50H136ZM140 51V52H141ZM164 51L162 50L161 52H163L164 53ZM181 51V50H180ZM198 51V50H197ZM214 51V52H213ZM215 51H216V53H215ZM250 51V50H249ZM19 52V53H18ZM118 52V51H117ZM136 52V53H137ZM151 52V51H150ZM152 52H154V50H152ZM170 52V51H169ZM175 52V51H174ZM183 51H181V53H182ZM185 52V51H184ZM183 52V53H184ZM200 52V51H199ZM244 52V51H243ZM251 52V51H250ZM249 52V53H250ZM253 52V51H252ZM264 52V51H263ZM23 53V52H22ZM108 53V54H109ZM129 54H133V52H128ZM142 53V52H141ZM140 53V54H141ZM148 53V52H147ZM157 53H158V51H157ZM162 53V54H163ZM171 53V52H170ZM169 53V55H172V54H170ZM177 53V52H176ZM189 53V52H188ZM215 53V54H214ZM255 53H257V52H255ZM119 54L121 55L120 56V58L119 59H122L121 57H123V55L119 52ZM119 54H117V56L119 55ZM127 54V53H126ZM129 54H128V57H130L129 56ZM143 55H144V53H142ZM141 54V55H142ZM150 54V53H149ZM148 54V55H149ZM156 54V53H155ZM167 54V53H166ZM178 54H180V53H178ZM187 54V53H186ZM200 53H198V55H199ZM241 54V53H240ZM253 54V53H252ZM21 55V54H20ZM109 55H112V54H109ZM114 55V54H113ZM135 55V54H134ZM133 55V56H134ZM151 55H152V53H151ZM154 55V54H153ZM159 55V54H158ZM163 55H165V54H163ZM175 56L177 55V54H174ZM181 55V54H180ZM183 55V54H182ZM185 55V54H184ZM193 55H197V53L196 54H193ZM201 55V54H200ZM244 55H246V54H244ZM243 55V56H244ZM249 55V54H248ZM260 55V54H259ZM89 56H90V53H89ZM125 56L126 55H124V58H125ZM146 56V55H145ZM256 56V55H255ZM72 57H73V55H72ZM108 57H110V56H107V58ZM132 57V56H131ZM137 57L138 56H136V60H137ZM150 57V56H149ZM153 57V56H152ZM157 57H161L160 55L159 56H157ZM197 57V56H196ZM251 57H253V55L251 56ZM259 57V56H258ZM261 57V56H260ZM102 58V57H101ZM101 58H99V59H96V60H93V63L92 64H89L88 65V67H80V68H78V69H75L73 72H72V74L70 75V73H71V71L73 70V68L75 67V66H77V63L76 62H73L72 64H71V66H67L66 68H65V70L63 71V73L61 74V75H55V78H56V81L58 80V82L60 81V79H62V81L63 82H65V83H67L68 82V87H70L71 86V84H72V82H71V80L72 79H74V83H76V87H78L79 89H81L82 87H84V86H86V88H88L89 89V87H88V85L89 86H93V82L91 83H87V82H89V81H91V79H92V81L93 80H99L98 79V74H97V72H99V71H101V70H99L98 71V69H102V66H105V64L103 65L102 64V66L100 65V61H102V60H100ZM111 58V61H113L112 60V57H110ZM116 58V57H115ZM156 58V57H155ZM167 58H169V56L167 57ZM171 58V57H170ZM169 58V59H170ZM176 58V57H175ZM255 58V57H254ZM72 59V58H71ZM126 59H128V58H126ZM131 59H133V58H131ZM129 60V66H130V64H132L133 62H134V60ZM134 59H135V56H134ZM147 59V58H146ZM177 59H179V58H177ZM180 59H181V57H180ZM245 59V58H244ZM256 59V58H255ZM259 59H261V58H259ZM264 58H262V60H263ZM13 60H14V62H16V64H12V62H13ZM109 60V59H108ZM107 60V61H108ZM116 60L118 61V59L116 58ZM115 59H114V61H116ZM124 60V59H123ZM136 60H135V62H136ZM148 60V59H147ZM151 60V59H150ZM153 60V59H152ZM171 60V59H170ZM173 60H175L174 58H173ZM173 60L172 61H170V62H173ZM196 60V61H195ZM258 60V59H257ZM107 61H106V58H105V61L103 62V63H107ZM110 61V62H111ZM133 61V62H132ZM143 61V60H142ZM204 61V62H203ZM19 62H22L21 64H19ZM98 62H99V64H98ZM124 62L125 63H127L128 64V62L126 61V60H124L121 64H124ZM132 62V63H131ZM141 62V61H140ZM147 62V61H146ZM145 62V63H146ZM151 62V61H150ZM157 62V61H156ZM169 62V61H168ZM168 62H166L167 64H168ZM174 62H176V61H174ZM174 62H173V64H174ZM263 62H264V60H263ZM69 63V62H68ZM114 63V62H113ZM141 63H144V62H141ZM152 63V62H151ZM161 63V62H160ZM165 62H163V64H164ZM165 63V64H166ZM184 63V62H183ZM257 63V62H256ZM262 62H260V64H261ZM94 64V67L92 66ZM96 64V65H95ZM112 64V63H111ZM134 64V63H133ZM136 64V63H135ZM134 64V65H135ZM147 64V63H146ZM164 64V65H165ZM166 64V67L167 68H165L164 70H161V69H159V68H157V66H158V64L156 65V67L155 68H153L154 66H152L151 65V69H150V78L152 79V77H153V79L154 80H158L159 78H168V77H171V78H176V77H178L179 76V78L181 77V75H178V73L179 74H181V73H184V71H182V72H175V71H177L175 68L177 67H175V65H174V67H172V64L170 63V64H168L167 65ZM205 64V66L203 67V65ZM264 64V63H263ZM125 65V64H124ZM139 65H141V64H139ZM145 65V64H144ZM155 65V64H154ZM183 65V64H182ZM182 65H181V67H182ZM185 65H187V64H184V66ZM249 65V64H248ZM258 65V64H257ZM90 66V67H89ZM106 66H107V64H106ZM108 66H109V63H108ZM132 66V65H131ZM137 66V65H136ZM146 66H149V64H147ZM179 66V65H178ZM228 66H229V68H228ZM250 66H252V65H250ZM32 67V68H31ZM56 65L53 67V68H51V69H48V72H51V71H53V70H55L56 68ZM142 68H144V66H143V64H142V66H141ZM162 68H163V66H161ZM180 67V66H179ZM186 67V66H185ZM92 68L94 69V70H92ZM97 68V69H96ZM260 68V67H259ZM262 68V67H261ZM72 69V70H71ZM145 69H147V68H145ZM149 69V68H148ZM179 69V68H178ZM246 69V68H245ZM187 70V69H186ZM163 71V72H162ZM238 72H240V73H238ZM237 73H238V75H237ZM175 74H177V75H175ZM237 75V76H236ZM238 77L239 79V83H238V87L236 86V84H233V85H235V87L234 88H231V87H227L228 86V81H230V79H234V77ZM60 77H62V78H60ZM74 77V78H73ZM235 77V78H236ZM246 77H247V75H246ZM245 78V77H244ZM75 79H76V81L77 82H75ZM237 79V78H236ZM236 79H234V80H236ZM89 80V81H88ZM94 81V82H95ZM168 81V80H167ZM169 82V81H168ZM167 82V83H168ZM249 82V81H248ZM244 83V82H243ZM49 84H51L52 85V83L50 82ZM249 84H250V82H249ZM248 84V85H249ZM11 85H12V83H11ZM94 85H95V83H94ZM185 85V84H184ZM245 85V84H244ZM251 85V86H252ZM12 86V87H13ZM72 86H73V84H72ZM98 86V85H97ZM97 86L96 87H90L91 89L92 88H94V90L92 91L91 90V92H93V93H87V91L85 92V93H82L81 95L83 96V94H84V97H82L81 95H80V92H79V96H72V94L73 93H71L70 91H72V92H74L73 91V89L71 90L70 89V91H68L69 89H67L68 87H66V90L64 91V95H63V97H64V100H70L68 103H70L71 102V100H73L72 98L74 97V100L77 98H81V102H84L85 104H86V102L88 103V105L90 106V104L93 106H96V107H93V108H98L99 106L98 105H100L101 106V104L103 105V104H105L106 103V101L105 100H110V97H109V95L108 94H106L105 96L103 95V96H100L101 95V91H99V90H101V88L98 90V88H97ZM75 87V88H76ZM148 87V86H147ZM72 88V87H71ZM85 88V87H84ZM232 90H231V89ZM247 88V87H246ZM252 88V87H251ZM87 89V90H88ZM96 89L99 91H97V93H99V94H95V91H96ZM248 89H249V87H248ZM13 90H14V88H13ZM13 90H10V91H13ZM86 90V89H85ZM251 90V89H250ZM253 90H254V88H253ZM14 91V92H15ZM21 90H19L18 92H20ZM68 91V92H67ZM9 92V91H8ZM13 92V93H14ZM12 93V94H13ZM17 93V92H16ZM180 93V94H179ZM15 94V93H14ZM77 94H78V92H77ZM142 96L141 97H143V99H146V100H149L148 98V96H150L149 94V91H146L145 90V92H142V93H140ZM140 94L138 95L139 97H140ZM16 95V94H15ZM17 95H19L18 93H17ZM66 95V96H65ZM3 97H5L4 95H3ZM11 97V96H10ZM141 97H140V99H141ZM150 97H152V96H150ZM157 97V96H156ZM12 98V97H11ZM1 99V98H0ZM4 99V98H3ZM152 99V98H151ZM79 100V99H78ZM78 100H76L77 101V104H79L80 103V100H79V102H78ZM82 100H84V101H82ZM85 100H89V101H86L85 102ZM198 100H200L201 102H202V100L203 101H205L204 102V104H205V106H209L208 107V110L206 109L205 111H207V113L206 114H204V116H199L200 115V113H202V112H198V109H196V108H194V109H192L194 106H196L195 104H194V102L195 101H198ZM245 100V101H244ZM260 101V102H259ZM75 102V101H74ZM259 102V103H258ZM72 103V102H71ZM83 103V106L85 105ZM167 103V102H166ZM195 103H197V102H195ZM8 104V103H7ZM76 103L74 104V105H77ZM171 104V103H170ZM172 104H173V102H172ZM198 104H200V103H198ZM208 104V105H207ZM69 105V104H68ZM87 105V104H86ZM85 105V106H86ZM174 105V104H173ZM194 105V106H193ZM202 105V104H201ZM70 106V105H69ZM80 106L82 107V104H80ZM79 105H77L76 107H72L71 109H70V111H68V114L66 113V109H64L65 111H63L64 112V114L65 115H63V116H65V118H64V123H63V127L62 128H64V129H67V131H68V135L69 134H71L72 135V133H74L76 130H78L79 128H80V126H79V124H81V123H83L82 121H81V119H80V117L84 120V115L83 114H81V111H82V109L81 110H79V108H81ZM84 106V107H85ZM92 106H91V108H92ZM98 106V107H97ZM15 107V106H14ZM68 107V106H67ZM79 107V108H78ZM83 107V108H84ZM203 107V106H202ZM201 106H200V108H202ZM8 108V107H7ZM18 108V107H17ZM26 108V107H25ZM86 108V107H85ZM101 108V107H100ZM20 109V108H19ZM196 109V110H195ZM203 109V108H202ZM201 109V110H202ZM5 110V109H4ZM8 110V109H7ZM18 110V109H17ZM85 110V109H84ZM93 110H95V109H93ZM92 110V111H93ZM174 110V111H175ZM204 110V109H203ZM6 111V110H5ZM13 111V110H12ZM20 111V110H19ZM21 111H22V109H21ZM29 110H27V111H25L24 112V114H26L27 112H28ZM17 112V111H16ZM83 112V111H82ZM168 112V113H167ZM183 112V113H182ZM204 112V111H203ZM13 113V112H12ZM57 113V112H56ZM62 113V112H61ZM60 113V114H61ZM183 115H182V114ZM19 114H20V112L18 113V114H15L14 115V119L15 118H18L19 117ZM59 114V115H60ZM199 114V115H198ZM58 115V116H59ZM67 115V116H66ZM202 115V114H201ZM56 116V115H55ZM62 116V115H61ZM83 116V117H82ZM57 118V117H56ZM53 119V118H52ZM57 119H59V120H62V118H57ZM59 123V122H58ZM62 122H60V124H61ZM85 123V122H84ZM83 123V125H81V126H84V125H86V124H84ZM89 123V122H88ZM10 125V122H9V120H7V118H6V116H2V115H0V144L2 143V142H4V141H9V140H7V139H5V137H8V136H6L7 134H8V130H7V128H8V126ZM76 125L78 126V127H76ZM60 126V125H59ZM65 126V127H64ZM111 127H112V125H111ZM81 128H83V127H81ZM85 128V127H84ZM83 128V129H84ZM175 130H177V129H175ZM204 130H205V128H204ZM250 130V131H249ZM207 131H208V129H207ZM66 132V131H65ZM78 132H81L80 130H78ZM191 132H190V134H189V137H191L190 135H191ZM199 132V131H198ZM197 132V133H198ZM202 132V133H203ZM212 132V131H211ZM248 132V133H247ZM94 133V132H93ZM169 133V132H168ZM173 133V131H171V133L170 134H172ZM208 133V132H207ZM64 134V133H63ZM92 134V133H91ZM96 134V133H95ZM176 134H177V131H176ZM200 134V133H199ZM212 134V133H211ZM47 136H48V134H46ZM80 135H82V134H80ZM180 135V134H179ZM193 135H192V137H193ZM14 136V135H13ZM47 136H45V137H47ZM64 136H65V134H64ZM70 136V135H69ZM69 136H67V138L69 137ZM96 136V135H95ZM222 136H220V135H218L217 137H222ZM241 136H246V137H244L245 139H247L245 142V144H243V146H242V148H238V146H237V141L240 139V137ZM71 137V136H70ZM77 137H78V135H77ZM76 136L74 137V135L72 136V138H77ZM90 138H92L91 136H89ZM194 137H197V136H194ZM193 137V138H194ZM222 137V138H223ZM224 137V139H226ZM48 138V137H47ZM71 138V139H72ZM205 138V139H206ZM11 139V138H10ZM41 139V138H40ZM49 139V138H48ZM64 139H66V138H64ZM63 139V140H64ZM70 139V143L72 142V141H74L75 142V139L74 140H71ZM80 139V138H79ZM78 139V140H79ZM192 139V138H191ZM204 139V138H203ZM244 139V140H245ZM62 140V142H64V141H66V140H68V139H66V140H64L63 141ZM179 140H181V138L179 139ZM243 140V138H242V141H244ZM42 141V140H41ZM40 141V142H41ZM44 141V140H43ZM79 141H81V140H79ZM85 141V140H84ZM83 141V142H84ZM89 142L88 143H94L95 145L96 144H99L98 143V138L97 137H93L92 138V142L90 141V140H88ZM182 141V140H181ZM180 141V142H181ZM205 141V140H204ZM67 142H69V140L67 141ZM67 142H64L65 144H63V147H65V145L69 148V145H70V143L68 144ZM74 142H72L73 144H74ZM168 142V141H167ZM166 142V143H167ZM173 142V141H172ZM183 142V141H182ZM184 142H185V139H184ZM239 142V141H238ZM240 142H241V140H240ZM5 143V142H4ZM76 143V142H75ZM165 143V144H166ZM241 143H243V142H241ZM241 143H239V144H241ZM6 144V143H5ZM26 144V143H25ZM42 144V143H41ZM44 144V143H43ZM78 144H79V142H78ZM78 144H77V146H75V147H72V149H73V151L71 152V154L73 155H75L76 154V156H77V164H88L87 166L89 167V169L90 170H92V172L93 173H95V172H101V171H104V173L103 172H101V173H103L102 175H104V176H101V177H103V180H105L104 179V177L106 178V180H107V182L109 183V185H110V187H111V189L112 188H115V186H116V184H117V181H118V179H119V172L116 170V167L115 166H109L110 168H114V169H111V170H109V171H105V170H102V168H101V170H100V168H98L97 166H98V164L99 165H102L101 163H98V160H97V165H96V167H94V165H95V163L92 161V159L94 158V159H96V157H93V156H91V155H94V154H92L93 152H91V153H89V154H87V152H86V150H88V152H90L89 150V148L88 149H86L87 147H85V145L86 144H82L81 142H80V144H82L83 146H82V149H80V144H79V146H78ZM172 144H174V143H172ZM175 144H176V142H175ZM175 144L173 145V146H175ZM177 144H179V142L177 143ZM184 144V143H183ZM182 144V145H183ZM238 144V145H239ZM39 145V144H38ZM45 145V144H44ZM92 145V144H91ZM95 145H92V146H94L95 147ZM167 145V144H166ZM11 145H9V147H10ZM42 145H40V147L39 146H36V149L34 150V149H32V147H31V149H32V151H26V152H23L22 151V149L20 150V149H18V150H20V151H16V152H14L13 150V152H11V150H10V152H8V151H5L4 149H3V146L1 145L0 147V159H1V161L2 162H0V166L2 165V167H3V165L5 166V162L7 161H9V160H6L5 162H4V160L3 159H7L6 157H10V159H13L14 161H17L18 163H20V166L21 167H19V169L20 168H24V170H27L28 169V167L29 168H31L32 169V175L34 174V175H38V174H36L39 170H37V172H36V170H35V168L38 166L37 165V162H36V165H34V163H32L33 161V159L35 160V161H38V162H42L44 159H46L45 161H47V158L49 159V158H51V154H50V151L47 153V150H46V146H42ZM49 146V145H48ZM51 146V145H50ZM60 146V145H59ZM61 146H62V144H61ZM91 146V147H92ZM96 146H98V145H96ZM187 146H189V144L187 145ZM8 147V148H9ZM43 147H45V148H43ZM62 147V148H63ZM93 147V148H94ZM170 147V146H169ZM181 147V146H180ZM179 146L178 147H176V148H178L177 149V151L176 152H180L181 153V151H180V148ZM184 147V146H183ZM186 147V146H185ZM192 147V146H191ZM11 148H13V147H11ZM34 148V147H33ZM61 148V147H60ZM66 148V147H65ZM71 148V147H70ZM69 148V149H70ZM83 148H85L86 150L84 151V149ZM97 148V147H96ZM167 148H168V146H167ZM14 149V148H13ZM17 149V148H16ZM48 149V148H47ZM67 149V148H66ZM77 149H78V151H77ZM29 150H30V148H29ZM59 150V149H58ZM63 150V149H62ZM68 150V149H67ZM97 150V149H96ZM76 153H75V152ZM48 154V156L46 155V153ZM61 152V155H62V153L64 154V152H67L65 149H64V151H60ZM60 152H59V154H60ZM68 152H69V150H68ZM168 153H169V151H167ZM183 152V151H182ZM185 152V151H184ZM43 153H45L44 155H46V157L43 155ZM70 154V153H69ZM175 154H177V153H175ZM50 155V156H49ZM53 156V155H52ZM95 156V155H94ZM106 156V155H105ZM170 156V155H169ZM64 157H65V154H64ZM72 157H74V156H72ZM53 158V157H52ZM103 159H105V158H103ZM108 159V158H107ZM197 159V158H196ZM50 160V159H49ZM48 160V161H49ZM65 160V159H64ZM75 160H76V157H75ZM74 160V161H75ZM32 161V162H31ZM45 161H43V162H45ZM51 161V160H50ZM49 161V162H50ZM105 161V160H104ZM110 161V160H109ZM4 162V164H2ZM6 162V163H7ZM34 165V166H36L35 168H32V167H34L31 163ZM52 162V161H51ZM75 162V163H76ZM106 162V161H105ZM108 162V161H107ZM210 162H213V163H215L216 165L215 166H217L223 173H224V176L225 177H223V176H221V174L220 175H217V177L214 179V176L217 174V171L219 172L220 170L218 169H216L217 171H216V173H214L215 175L213 176V174H211V170H209V167L207 166V163H208V165H209V163ZM53 163V162H52ZM91 163V164H90ZM196 163V162H195ZM29 164H31L32 165V167L29 165ZM104 164V163H103ZM158 164V163H157ZM7 165H8V163H7ZM41 165H42V163H41ZM46 165V164H45ZM81 165V166H82ZM106 165H107V163H106ZM153 165V164H152ZM9 166V165H8ZM8 166H6V168L8 167ZM13 166V165H12ZM43 166H44V164H43ZM43 166H41L42 168H43ZM87 166H83V168H85L86 167V169L85 170H87ZM104 166H105V164H104ZM103 166V168L105 169V167ZM154 166H155V164H154ZM159 166V165H158ZM2 167H0V168H2ZM10 167V166H9ZM51 167V166H50ZM157 167V166H156ZM212 167H214V166H212ZM11 168V167H10ZM8 168L9 170H10V172L12 171L13 172V168H15V165L13 166V168ZM17 168V167H16ZM42 168H39V169H42ZM44 168H47V166L46 167H44ZM80 168V167H79ZM215 168V167H214ZM5 169V168H4ZM48 170H50V168L48 167L47 168ZM47 169H46V171H47ZM142 169V168H141ZM144 169V171H145V169L146 170H148V171H145V172H149V173H147V174H150V178H151V180L152 179H154L155 180V178H157L156 177V169L155 168H151V166L149 167V165L146 167V168H143ZM143 169H142V171H143ZM9 170H6V171H9ZM24 170H23V172H24ZM33 170H34V173H33ZM42 170H44V172L43 173H45L46 171H45V169H42ZM99 170V171H98ZM169 170V169H168ZM173 170H174V168H173ZM173 170H171L170 169V171H173ZM2 171V170H1ZM30 171V170H29ZM143 171V172H144ZM215 171V170H214ZM213 171V172H214ZM11 172V173H12ZM17 172H19V171H16V172H14V174L15 173H17ZM22 172V171H21ZM41 172V171H40ZM39 172V173H40ZM48 172V171H47ZM210 172V173H209ZM222 172H220V173H222ZM11 173H10V176H11ZM26 173V172H25ZM24 173V174H25ZM42 173V172H41ZM40 173V174H41ZM42 173V176L41 175H38V176H41V177H44V176H46V174L44 175ZM87 173H89V171L87 170ZM92 173V174H93ZM169 173V172H168ZM24 174H22V175H24ZM90 174V173H89ZM170 175H172L171 173H169ZM169 174H167V176L169 175ZM2 175V174H1ZM5 175H8L9 176V172L7 173V174H5ZM5 175H2V179H4V177H5ZM16 175V174H15ZM18 175H20V174H18L17 173V178H18ZM44 175V176H43ZM99 175H101V174H99ZM155 175V176H154ZM16 176H13V173H12V177H13V180H14V177L16 178ZM21 176V175H20ZM37 176V177H38ZM189 176H191V174L189 175ZM28 176H25L24 177V180L26 179L27 181H28V178H27ZM32 177H34V176H32ZM31 177V180H33V179H36L37 180V178L35 177V178H32ZM48 177H50V175L48 174ZM52 177H54V176H52ZM51 177V178H52ZM100 177V178H101ZM200 177V178H199ZM213 177V178H212ZM10 179H11V177H9ZM20 178V177H19ZM18 178V179H19ZM22 178V177H21ZM39 178V177H38ZM149 178V177H148ZM169 178H171V177H169ZM190 178V177H189ZM188 178V179H189ZM199 178V179H198ZM227 178V179H228ZM18 179H15L16 181L18 180ZM29 179H30V177H29ZM40 179H42V178H39V180ZM187 179V178H186ZM14 180V181H15ZM22 179H20L19 181H17V182H19L20 183V181H21ZM24 180H23V182L22 183H20L21 184V186H22V184L23 185H25V182H24ZM25 180V181H26ZM36 180H33V182L35 183V182H37V183H35V184H37V185H40V182H43V181H41L40 180V182L39 181H36ZM43 180V179H42ZM44 180H49L48 178H46V179H44ZM105 180V181H106ZM154 180H152V181H154ZM1 181V180H0ZM4 181V180H3ZM52 181V180H51ZM151 181V182H152ZM187 181H189V180H187ZM187 181H185V182H187ZM39 182V183H38ZM155 182V181H154ZM234 182H232V184H235ZM156 183V182H155ZM230 183H231V180H230ZM28 184H30V183H28ZM27 183H26V185L27 186H30V185H28ZM33 184V183H32ZM34 184V185H35ZM187 184V183H186ZM242 184V183H241ZM254 184V185H253ZM0 185H3V186H6L5 184H0ZM10 185V184H9ZM26 185H25V187H26ZM37 185H35L36 187H38ZM151 185H152V183H151ZM239 185V184H238ZM238 185L237 184H235V186H237L238 187ZM2 186V187H3ZM14 186V185H13ZM20 185L18 184L17 185V188L19 187ZM32 186V185H31ZM34 186V187H35ZM40 186H42V185H40ZM241 186V185H240ZM259 186V185H258ZM16 187V186H15ZM44 187V186H43ZM43 187H39V188H42L43 190H45ZM46 187V186H45ZM47 187H48V185H47ZM242 187V186H241ZM247 187H248V185H247ZM255 187V186H254ZM7 188V187H6ZM19 188H21V187H19ZM18 188V191L20 190ZM38 188V189H39ZM239 188V187H238ZM8 189V188H7ZM14 189V190H13ZM11 191H14L15 192V188H13ZM21 189H23V188H21ZM38 189H36L35 190V192L36 191H39ZM241 189V188H240ZM243 189V188H242ZM241 189V190H242ZM246 189V188H245ZM42 190V191H43ZM47 190H48V188H47ZM238 190V189H237ZM233 191V193L234 194H236L235 196H238V198L240 197V191ZM4 191H5V189H4ZM4 191H2V194H3V192ZM6 191H8V190H6ZM10 191V190H9ZM8 191V192H9ZM46 191V190H45ZM247 191H249L248 189H247ZM252 191V190H251ZM250 191V192H251ZM1 192V191H0ZM223 192V191H222ZM239 192V193H238ZM245 192V191H244ZM48 193V192H47ZM241 193H242V191H241ZM248 193V192H247ZM251 193H254V192H251ZM7 195H8V193H6ZM5 194V195H6ZM10 194H12V195H14L12 192L10 193ZM221 194V193H220ZM220 194H218L219 196H217V200H216V202H213L214 200H212V203H215L217 206L215 207V209L216 210H213V213L214 212H217V215H219L221 218H228L229 217V215L231 216V214H230V212H231V208H230V206H228V204L224 201V199H223V197H222V195L220 196ZM226 194V193H225ZM228 194V193H227ZM250 194V193H249ZM254 194H256V193H254ZM4 194H3V196H1L3 199H1V200H8L9 198H12L13 196H11V197H9V195L6 197ZM243 195H245L244 193H243ZM253 195V194H252ZM185 196V195H184ZM216 196L214 197V199L216 198ZM225 196V195H224ZM228 196V195H227ZM232 196H234V195H232ZM235 196H234V198H235ZM0 197V198H1ZM4 197H6V198H4ZM17 197H18V195H17ZM243 197V196H242ZM250 197V196H249ZM252 197V196H251ZM15 198V197H14ZM186 198H185V200H186ZM225 198V197H224ZM233 198V197H232ZM256 198V197H255ZM230 199L231 198H229V201H230ZM237 199V198H236ZM244 199V198H243ZM4 200V201H5ZM11 200V199H10ZM14 200V199H13ZM13 200H11V201H13ZM16 200V199H15ZM14 200V201H15ZM65 199H63V201H64ZM210 200V201H211ZM253 200V199H252ZM262 200H264V198L262 199ZM183 201V200H182ZM188 201H187V203H188ZM7 202V201H6ZM57 202V201H56ZM260 202H261V204L263 203L261 200H260ZM4 203V202H3ZM9 203H10V201H9ZM63 203L64 202H62V205H63ZM186 203V202H185ZM204 203H206V204H204ZM209 203V204H208ZM230 203V202H229ZM258 203V202H257ZM5 204H8V203H5ZM11 204V203H10ZM14 204V203H13ZM182 204V203H181ZM231 204V203H230ZM229 204V205H230ZM256 204V203H255ZM1 205V204H0ZM183 205V204H182ZM194 205V204H193ZM203 205H204V207H203ZM210 205H211V207H210ZM12 206V205H11ZM185 206H186V204H185ZM3 207V206H2ZM6 206H4V211H3V213H4V219H2L1 221L2 222H4V221H6L5 223H4V226H6V229L8 230L5 234H7V233H9V232H11V231H9V229L10 228H7V226L9 227V222L11 221V220H14V219H17V217H19V216H17V214L20 212V211H15V212H18L17 214L16 213H14L13 212V210L12 209H14L15 207H11L12 209V212L8 209V205H7V207L5 208ZM22 207V206H21ZM189 207V206H188ZM234 207H236L235 205H234ZM24 208H26V207H24ZM197 207H195V209H196ZM2 209V208H1ZM16 209V208H15ZM14 209V210H15ZM20 209V208H19ZM18 208L16 209V210H19ZM22 209H23V207H22ZM24 210V209H23ZM196 210H200V209H196ZM208 210V209H207ZM210 210H208L209 212H210ZM236 210V209H235ZM235 210H234V212H235ZM253 210H255V209H253L252 208V210L251 211H253ZM197 211V212H198ZM208 211H204V213H206V212H208ZM233 211V210H232ZM234 212H231V213H234ZM237 212V211H236ZM257 212V211H256ZM3 213H2V215H3ZM23 213H25V211L23 212ZM201 213H203L202 212V210H201ZM201 213H199V214H201ZM238 213V212H237ZM1 214V213H0ZM236 214V213H235ZM24 216H26L27 215V213H26V215L25 214H23ZM207 215V214H206ZM211 214H209V216H210ZM233 215V214H232ZM23 216V217H24ZM199 216V215H198ZM21 217V216H20ZM204 217V216H203ZM25 218V217H24ZM28 219H29V217H27ZM207 218V217H206ZM205 218V219H206ZM237 218H239V216H237ZM28 219H26L25 221H27ZM217 219H220V218H217ZM18 220V219H17ZM16 220V221H17ZM29 220H31V218L29 219ZM28 220V221H29ZM37 220V219H36ZM36 220H34L33 219V221L34 222H36V226L38 227H35V228H37V229H29L30 228V226L28 227V229L29 230H27V224H26V222H24V220H22L23 222H24V224L26 225H24L25 226V230L23 229V223L21 224L22 225V227H21V225H14V223H13V225H14V227L17 229V226L19 227H21V228H19L20 229V232H18V231H15V230H12V231H14V232H11L10 234L13 236V237H11V239H9L10 241H12V240H14V243L16 242V243H18L19 245L21 244L22 245V243L24 244L22 247V249H19V257H21V258H19L18 259V262L20 261V259H22L20 262H21V264H23L22 262H24L25 264H50L49 263V258H51L52 259V257H50V256H52V254H53V252H50V251H53V247L54 246H57V245H55L56 244V242H53L52 241V243H55L54 245L52 244V243H50L49 241H46L45 240V236H42L44 239H42V240H45V243L46 244H44L45 246L48 244V242L50 243V245L52 244L53 245V247L51 248L49 245V247L52 249H50L49 250V252H50V254H47L46 253V247L44 246V245H41V244H39V242H37L38 240H39V238L41 237V236H39L38 237V232L41 230V232H42V230H44V225H42L41 223H37V221ZM200 220V219H199ZM209 220V219H208ZM221 220V219H220ZM226 220V219H225ZM229 220H230V218H229ZM236 220H238V219H236ZM15 221V220H14ZM13 221V222H14ZM15 221V222H16ZM19 221H21V220H18V222L17 223H20ZM21 221V222H22ZM28 221H27V223H28ZM32 220H31V222H33ZM38 221H41V220H38ZM45 222L47 221V220H44ZM197 221V220H196ZM201 221H202V219H201ZM203 221H204V219H203ZM222 221H223V219H222ZM2 222H0L1 224H2ZM33 222V223H34ZM198 222V221H197ZM206 222V221H205ZM218 222V221H217ZM12 223V222H11ZM10 223V224H11ZM32 223V224H33ZM51 223V222H50ZM50 223H48V222H46V224H50ZM196 223V222H195ZM201 223V222H200ZM213 223V222H212ZM219 223V222H218ZM222 223V222H221ZM226 223V222H225ZM224 223V224H225ZM198 224L199 223H197V225L196 226H198ZM229 224V223H228ZM12 224H11V226H13ZM28 225H31L30 223H28ZM34 225V224H33ZM33 225H31L32 227H33ZM41 225V226H40ZM52 225V224H51ZM203 225V224H202ZM202 225H201V227H202ZM213 225V224H212ZM216 225V224H215ZM221 225V224H220ZM219 225V226H220ZM232 225V224H231ZM233 225H235V224H233ZM43 226V227H42ZM49 226V229L51 228L50 227V225H47V227ZM203 226H205V224L203 225ZM207 226V225H206ZM205 226V227H206ZM223 226V225H222ZM14 227H12V228H14ZM33 227V228H34ZM42 227V228H41ZM46 227V228H47ZM200 227V226H199ZM201 227H200V229H201ZM204 227V228H205ZM226 227V226H225ZM11 228V229H12ZM14 228V229H15ZM45 228V229H46ZM190 228V227H189ZM196 228V227H195ZM212 228H215V227H212ZM222 228H224V227H222ZM240 228H241V226H240ZM6 229H5V231H6ZM40 229V230H39ZM48 229V230H49ZM197 229V228H196ZM207 229V228H206ZM216 229V228H215ZM215 229H214V231H215ZM218 229V228H217ZM217 229H216V231H217ZM18 230V229H17ZM36 230H38V232H36ZM47 230V229H46ZM47 230V231H48ZM221 230V229H220ZM227 230V229H226ZM226 230H224V231H226ZM239 231L240 232V230H239V227L238 228H236V230L235 231ZM4 231V230H3ZM185 231H186V229H185ZM185 231H184V233H185ZM213 231V230H212ZM229 231V230H228ZM16 232H18V234H14V233H16ZM40 232V233H41ZM44 232V231H43ZM42 232V233H43ZM180 232H182L181 230H180ZM243 232V231H242ZM37 233V234H36ZM47 233V232H46ZM183 233V232H182ZM209 233V232H208ZM210 233H211V230H210ZM218 233V232H217ZM227 233H229V232H227ZM45 234V232L43 233V235ZM186 234H187V231H186ZM202 234V233H201ZM207 234V233H206ZM222 234H223V232H222ZM242 234V233H241ZM40 235V234H39ZM178 235H181V234H178ZM184 235V234H183ZM203 235V234H202ZM214 235V234H213ZM218 235V234H217ZM2 236V235H1ZM49 236V235H48ZM51 237H52V235H50ZM49 236V239L51 238ZM176 236V235H175ZM174 236V237H175ZM200 235H199V232H194V231H190V232H188V234H187V236H186V240L185 239H183V240H185V241H187V243H188V246L190 247V248H192V249H194L195 247L198 249L197 251L200 253H203L202 254V257H201V259L202 258H205L206 260H208V262H211L212 264L214 263V264H229V261L226 259H224V257L223 258H221V260H222V262L220 261V262H218L217 263V260H216V253L214 252V247H213V245H212V247L213 248H211L210 247V245H209V243H211V242H206V241H204L203 239H201L200 237H199ZM41 237V238H42ZM182 237V236H181ZM217 237V236H216ZM7 238H8V236H7ZM184 238V237H183ZM198 238H200L201 239V241L203 240V242H201L200 240H198ZM204 238H206V237H204ZM218 238V237H217ZM228 238H230L231 239V237H229L228 236ZM4 239V234H3V237H2V240ZM51 239H53V238H51ZM179 239V238H178ZM1 240V241H2ZM9 240H7L6 239V243H4V245L6 244V246H7V248L8 249H10L11 247H13L12 246V244L10 243V245H11V247L9 248V244H8V241ZM41 240V242L42 243H44L43 241ZM47 240H48V238H47ZM180 240H182L181 238H180ZM179 240V241H180ZM198 240V241H197ZM206 240V239H205ZM217 240V239H216ZM219 240V239H218ZM218 240H217V242H218ZM0 241V242H1ZM51 241V240H50ZM200 242L199 244L197 243V242ZM196 243V244H195ZM220 243V242H219ZM218 243V244H219ZM51 245V246H52ZM217 245V244H216ZM14 247H16V245H14ZM120 248L121 247H123V246H119ZM45 248V249H44ZM58 248H59V246H58ZM195 248V249H196ZM12 249V248H11ZM10 249V250H11ZM56 249V248H55ZM54 249V250H55ZM13 250V249H12ZM59 251H60V249H58ZM59 251L57 252V255H59L60 253H59ZM219 251L220 250H218V253H219ZM13 252V251H12ZM15 253H16V251H14ZM13 252V253H14ZM47 252H48V250H47ZM56 251H54V254L56 255V253H55ZM13 253H11V254H13ZM52 253V254H51ZM215 253V254H214ZM3 256L5 255V254H2ZM17 255V254H16ZM192 255V254H191ZM219 255H221V252H220V254ZM13 256V255H12ZM55 256H53V258H54ZM56 257H58V256H56ZM191 257V256H190ZM220 258V256H217V258ZM13 258H14V256H13ZM17 258H18V255H17ZM193 257H191V259H192ZM200 258V257H199ZM198 258V259H199ZM55 259H57V258H54V262H53V260L51 261V263L53 262V263H55L56 262V260ZM190 259V258H189ZM196 260H197V258H195ZM195 260V261H196ZM220 260V259H219ZM190 261V260H189ZM191 261H194V260H191ZM190 261V262H191ZM197 262H199V261H197ZM203 262H205V261H203ZM207 262V263H208ZM196 263V262H195ZM197 264V263H196ZM205 264H206V262H205ZM210 264V263H209Z\"/></svg>",
    "mask_w": 264,
    "mask_h": 264
}]
</instances>
